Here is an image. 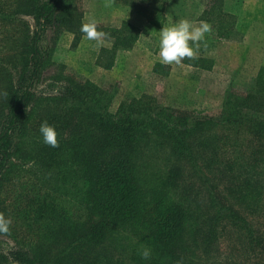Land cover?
<instances>
[{
  "label": "trees",
  "instance_id": "obj_1",
  "mask_svg": "<svg viewBox=\"0 0 264 264\" xmlns=\"http://www.w3.org/2000/svg\"><path fill=\"white\" fill-rule=\"evenodd\" d=\"M169 1L115 3L157 23ZM77 6L0 0V214L12 221L0 237L13 242L0 264H209L227 236L242 252L222 264H264L263 91L228 90L215 117L152 99L113 111L109 91L71 74L38 95L54 63L48 34L84 37ZM96 26L113 52L138 39L127 21ZM44 121L55 148L42 142Z\"/></svg>",
  "mask_w": 264,
  "mask_h": 264
},
{
  "label": "rangeland",
  "instance_id": "obj_2",
  "mask_svg": "<svg viewBox=\"0 0 264 264\" xmlns=\"http://www.w3.org/2000/svg\"><path fill=\"white\" fill-rule=\"evenodd\" d=\"M77 1L85 23L95 21L117 29L127 21L135 25L138 39L132 48L121 47L113 52L111 38L103 37L102 44L84 38L77 42L73 33L63 31L53 42L50 32L48 44L55 50L54 63L43 74L36 89L38 95L57 92V88L53 89L61 84H57L58 78L71 74L109 91L113 111L123 102L137 99L154 100L181 115L215 117L221 114L230 89L240 94L251 90L264 94V0H170L165 8L167 14L154 24L115 0ZM181 19L211 25L196 57L188 59H199L204 68L211 70L160 63L159 27L172 26ZM219 28L227 40L218 37ZM234 237L216 241L212 255L219 257L209 264H222L235 246L240 255L242 250ZM12 247L9 238L0 237V251Z\"/></svg>",
  "mask_w": 264,
  "mask_h": 264
},
{
  "label": "clouds",
  "instance_id": "obj_3",
  "mask_svg": "<svg viewBox=\"0 0 264 264\" xmlns=\"http://www.w3.org/2000/svg\"><path fill=\"white\" fill-rule=\"evenodd\" d=\"M80 31L84 34V39L96 41L102 44V38L106 35L102 31H97L96 22L92 21L81 25ZM211 31V25L208 22L200 21L194 24L188 19H181L169 27H163L159 31L158 37V57L160 63L169 65L172 63L180 64L184 58L194 59L200 42L204 41L205 34ZM191 42V46L190 43ZM42 142L50 147H57V131L54 126L49 125L47 121L41 123L39 128ZM12 221L0 214V234H7L10 231ZM140 255L143 259H148L150 250L144 248Z\"/></svg>",
  "mask_w": 264,
  "mask_h": 264
},
{
  "label": "crops",
  "instance_id": "obj_4",
  "mask_svg": "<svg viewBox=\"0 0 264 264\" xmlns=\"http://www.w3.org/2000/svg\"><path fill=\"white\" fill-rule=\"evenodd\" d=\"M168 4V3H167ZM166 4V5H167ZM165 8H167L166 6H165ZM167 9L164 11V14H167ZM164 16V15H163ZM145 18V17H144ZM145 20H147L146 18H145ZM148 21V20H147ZM149 23H150V21H148ZM151 24H154L153 22H151ZM134 25V24H133ZM135 26V25H134ZM160 28H162V27H159V30H161ZM218 37L220 38V39H222V38H224V37H222V33H221V28H219V34H218ZM227 37V36H226ZM219 39V40H220ZM216 40H217V38H216ZM223 40H227V38H224ZM218 42H222V40L221 41H218ZM200 62H201V60H199V59H196V60H193L192 62H190V60H188V58H184V60L180 63V64H177L179 67H183V66H190L191 68H192V66L193 67H197V68H199L200 70H202L203 72H204V70H207V71H209V70H211V68H208V69H206V68H204L203 66H202V64H200Z\"/></svg>",
  "mask_w": 264,
  "mask_h": 264
}]
</instances>
